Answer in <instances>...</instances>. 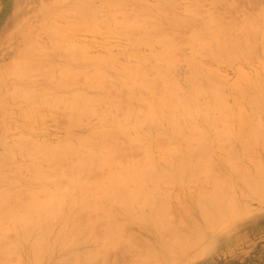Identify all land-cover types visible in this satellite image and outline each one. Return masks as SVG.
Masks as SVG:
<instances>
[{"label": "bare ground", "instance_id": "1", "mask_svg": "<svg viewBox=\"0 0 264 264\" xmlns=\"http://www.w3.org/2000/svg\"><path fill=\"white\" fill-rule=\"evenodd\" d=\"M70 1L71 3H69V5L70 6L72 5L71 7L72 9L70 8L69 9L71 11L68 9V7H70L67 6L68 3L66 4V6L64 5V3L68 2L67 0H51L52 4L54 5L57 6L59 5V7L60 5L65 6V9H61L62 7L60 8L57 7L56 9L59 8V11L61 12L62 10L63 13H65L64 11H66L67 14L70 11V13H72L74 18L77 20L76 21L75 19L72 18L73 20L72 22L74 23V25H76L77 23H80V25L73 26V23L70 22L71 25L69 24L63 27L62 31L60 28L57 29V26L58 27L60 26L59 22H57L56 24L57 26L55 24H54L55 26H51V24L49 23L51 27L53 28L56 27L53 30L51 29L49 24L47 25L49 30L51 29L48 36L52 38V42L50 44L53 45L54 48L55 47L57 48L58 45L65 42L62 44L63 47L60 48L58 46L57 48L61 52L59 53L63 56L59 55L57 56V58L54 57V59L51 56V58L53 59V61H55V59H60L61 61L63 59L64 60L66 59V62H64L63 60L64 63L63 62L61 63V61L59 62L58 60L56 62H59L60 64L56 63L58 66H54V67L52 65H47V64H51L50 62L52 61V59L50 62H49L50 59L48 60L45 59L44 62H41L43 61V56H45L44 52H46V54L49 55L48 54L50 53L49 50L52 51L51 50L52 47H50L48 51L46 49L41 50L40 52L44 51L43 56L41 54L42 56L41 58V56L39 55L40 52L38 54L40 57L37 54H34L37 51V47H36V51L34 47L37 45L38 42L36 43L34 40L36 45L32 47L31 44H34L33 40H31L32 42L30 41L31 44L28 41L29 45L28 43H26L27 46L29 48L30 46L31 48H33L32 52L35 51L32 55L33 58L34 57L36 59L38 58V60H35V58L32 60L31 58L32 56H28L31 60L27 58L29 59L28 61L19 60L16 61L15 63H12V65L10 66L8 65L6 66V68L9 67L8 71H10V75L12 74L16 80V82L14 83L13 81L10 82V84L8 82V86L11 87V89L12 87H14L12 89L13 92L9 94H12V99L14 98L16 100H19L18 103H20L21 101L26 103V104L24 103L25 104L24 110L22 109L23 103L21 104L22 107L20 104L19 105L17 104V106L21 107L23 112L20 111L21 109H19V107L17 108L16 106V109H19V112H21L20 114L17 111V113L19 114L16 113L17 114V116L15 115L16 118L20 116L19 119H21L23 113L24 116H22V118L23 117L29 118L31 116L29 114H33L34 117H38V115H41L39 116L40 117L39 119L42 121L44 116L47 117V115H49L48 113L52 112L51 110H54L55 112L53 111L52 115L50 116H54L57 109L58 110L64 109L63 110V112L65 111L64 115L66 114L65 120L70 123L67 124L69 128L72 127L71 125L75 126L78 123L80 124V122L82 123V121L80 120L82 118H84L85 120L87 117L89 119L91 118L97 119L96 121H98V125L96 124L97 126H93V128L94 127L95 128L92 129L90 133L86 134L88 136L86 135L80 136L81 133L80 135H77L81 138L84 137L82 139L81 138L79 139V137L78 139L75 138L76 136L75 134H77V132L73 133L75 132L74 130L75 128L72 127V129L74 130L72 132L74 136H72L71 134L72 136V137L70 136L71 138L68 137V139H65L66 138L65 137L63 139L64 141H61V143L57 142V144L54 143L55 145H51V142L50 144L48 142L49 145L44 144L43 142L45 141L44 139H42L43 142L42 144H37L38 142H36V140L39 139L37 137H36L37 139L34 141L35 138L29 139L31 136L27 137L26 139V137L25 138L23 137L26 135L23 136L21 134L18 135L20 138L18 136L16 138H18L19 141L20 139L22 140L21 136L27 140L26 141L23 139L22 143L24 144L20 143L21 141L20 142L17 141V142L22 144L23 149L25 146L27 147L25 148L27 150L25 149L22 150L25 151L24 152L25 156L27 154L29 155V157L31 156V161L27 158L28 155L26 157H23L24 155L21 152L20 154L23 156H21L20 154L17 156L19 152L14 154L17 157H19L23 162L24 160L30 161L27 162L28 164L26 166H24L23 162L21 163L20 161L23 168L25 169V170L24 169L21 170L22 168L20 167L21 168L20 172L25 171L27 173H30V175L32 174L30 176L26 173L28 176H30L28 177L25 175L24 172L25 178L28 177L29 179H31L32 177L33 179L30 180L32 183L34 180L35 185L32 184L31 188L29 186L28 188H26L27 184H29V179L28 181L24 179V181L22 182L21 179L24 178L22 176L23 174H20L18 172L19 169L17 171V168L15 171L18 172L19 177L22 176V178H19L18 176L17 178L20 179L22 185L23 183L28 182L26 184V187H24L25 186L24 185L23 188L22 185L19 184L20 186L18 188L17 184L19 182H15L17 183L15 184L16 185L15 187L14 183L9 179L10 177L7 176L10 175V173L7 174L6 172V170L8 169L10 170L11 174L14 173L13 175H11L12 179L14 178L12 176L15 175L16 177L17 175L15 171L13 172L11 171L12 169L14 170L15 167H11V165L14 166V163L12 164L13 161L10 160L14 159L15 156L12 152L13 151L15 152V150L19 151L21 146L16 142V138L15 139L12 138L15 140V144L13 141H12L13 143L10 141L9 143L13 144L15 150L11 151V149H13V147L11 146L12 144L7 145L8 144L7 138L9 137L8 135H7L8 137L4 138L6 144H4L3 146V142L1 144L3 138L1 137H4L5 133H3L4 135L2 136V133L0 132L1 133L0 146L1 145L3 147H5V145L6 147L9 146V150H10L9 151L8 149L5 148L2 150L1 149L3 148L2 146L0 148L3 151V152L1 151V153H4L2 157L0 155L1 158L0 160V264H21L20 260L24 255L28 256L30 263L32 262L31 264H38L43 259L48 263L49 260L45 259L44 257L48 256L47 253L51 251L53 247L60 246V248L63 249L64 247H67L68 249L70 248L72 250L73 247L79 248L83 244L82 241L88 240L91 241V243H93L91 244L87 241L90 247L91 245H93L94 250H91L90 248V252H89V250L86 249L88 251L86 250L85 251L89 253L87 254L84 251V253L87 255L86 257L83 256L84 258L82 256H78L77 254H75L77 256H75L74 259H71V257H69L71 255L70 254L68 255L67 253L69 250H64L69 260L65 255L63 257L67 258L65 260L68 263L71 260L70 264H84L82 262H84L85 259H90L94 257L97 254V252H100L99 249H104V250L106 249L107 251L108 248L111 249L112 247L121 245L124 243L125 239H128V237L130 238V236L125 238L126 234L123 235L126 232L125 229H128L126 228L128 224L129 225L138 224L141 226L143 225L142 228L145 227L146 225L149 227L146 229H151L154 235L157 236V238L155 239H158L156 243L158 242L159 244L157 245V247L159 246L157 249L158 250L160 249L159 253L157 252L158 250L157 251H155L156 249L153 250L156 247V245L155 246L152 245L153 246L152 247L144 242L145 245L147 244L145 250L143 251L144 245L142 251H140V249L138 250L140 252H143L142 253L143 255L141 256L137 255L138 258L140 257L142 262L140 261V259L138 260V258L136 260L140 261L141 264H159L158 262L160 261V259L165 260L166 258L165 256L166 255L168 256L171 252L172 255L177 256L176 255L177 253L176 251H174L175 249L173 248H178V250L182 251L184 250L183 248L185 247L188 250L189 248H191L190 245L198 241L196 237L194 238V236L200 233H201L200 235H202L203 231L199 233L201 229L198 231L195 230L196 234L193 233V236L189 234L190 233L189 231L187 235V229L184 230L186 231V234L184 233V231H182V229L188 227L186 226L187 225L186 218H188V221L190 220L189 216H187V214H189L188 213L189 210H191V213L193 210H194L193 212L195 213L196 212L200 213L201 217L198 215L199 213L196 214V216L198 217L195 216V213L193 215L196 217V219L197 218L199 219V217L200 220L203 219L202 221L204 222V224L201 227L205 229L209 228V226L210 227L213 226L211 229H214L215 228L214 226L217 227L218 224L219 225L222 224V228H224V226L228 224L226 220H229V217H235L239 215V212L241 211V209L243 210V207L245 206L242 207V205H240L241 208L239 207L240 209L239 211L238 205H236L237 202L234 203L235 199L233 201L232 197L230 196L232 189L235 188V182H234L235 178L236 180L239 179L240 184L244 188V189L242 188L241 191L245 193H249L250 197H251L250 193L253 194L256 193L260 195L259 198H261V195L264 194V165H257L256 167L254 166L253 170L255 169L254 172L256 171V173H253L252 176L250 173H247L249 174V176H251L248 177L245 174L242 175L240 173L241 171H243V169L240 166L241 163L239 161L241 157L245 156L244 157L245 159L246 156L250 155L252 152H254L255 155L256 151H254V148L257 149L258 147V146L256 147L257 143L264 140V89H262L264 88V85L262 86L261 84L262 88H259L260 86H258L257 84L260 83H256V80L258 82L261 80V78L257 79L256 77H254L255 82L253 81L252 83L251 81L252 76L251 77L249 76L250 78H248V75H246L245 73V76L247 77H244V72L243 69L241 68L242 70L240 71L243 74H241V72L240 73L238 72L239 73L238 77H240L241 74V76L243 75L242 79L244 80L242 81L241 78H239L240 80L238 82L241 81L243 85L241 83L240 85L239 83H237V81H233V82L231 81L232 85L229 83L234 89V91L236 90L235 92L236 96L233 95L235 97L234 100L233 98H231L233 102V108L234 105L236 104L238 106L239 101L245 102L246 106L251 107L250 109L251 111L250 110L249 111L251 113L250 117H252V119L248 116L251 120L248 118V120L245 121L247 117L245 116V114L248 113L245 112L247 111L246 109L244 111L243 103H242L243 108L242 106L239 105L240 108L238 107L237 109L239 110L238 112H240V109L242 108L243 111L241 109V112L245 113L244 115H242V113L241 114L236 113L237 115L236 114L234 115L235 110L233 109L234 112L232 111V106H231L232 103L230 104L228 98L229 96L226 94L227 90H229V92L233 90L231 89L230 91L231 86H227L226 84V86L229 89H227L225 92L224 90L225 87L223 89L222 86H225L223 85V83L225 84L226 81L224 82L221 81L223 82L222 84L219 83L220 80H222V78L221 79L217 78L219 76V74L217 73L218 71L217 70L213 71L212 68L211 71H207V69L210 70V66L208 65L213 64V62H214L213 65H215V62L219 64L218 61H220L221 63L225 62L226 60L227 62L228 60L229 62L231 61L236 62L235 60L241 59L243 60L242 64L245 63L247 64L248 60H250L251 58H252L251 59L252 62L254 58L257 59L258 54L255 53L254 51V48L257 45L256 43L254 44V42H256L257 40L260 41V44L262 45L261 48L262 47L264 48V29H261L263 33H260V37H258L259 35L258 36L254 35L256 34L254 32L255 29L257 31L258 28H261L262 26L261 23L262 21L264 22V18L261 19L260 16L257 17V19L261 20V21L259 20L261 23L257 21L260 25L259 26L256 22L250 23L255 18L254 19L251 18L250 22L248 21V19H250L248 18V16L251 15L250 17H254L251 12H249L251 14L248 15V12L246 11L247 16L244 13L245 14L244 16L246 17L245 19L242 20V23L244 22L245 25L246 21L248 22L245 25V26L248 25L246 27L247 31L251 30L254 36L251 35L250 31H249L250 35L247 34L248 32L246 31L245 26L241 23L244 26L242 32L241 31L242 28L239 27L240 26V21H239L238 23L239 26H237L239 28L237 29V31L240 30L242 32V35H240L241 37L238 35L240 33L239 31L237 35L239 36V38H242V36L245 38V36L248 37V35L252 36L253 38L252 37L250 38L253 43L251 42L249 44L251 40L247 42L248 40L247 37L245 38L246 39L245 43L243 42L245 40L242 39H241L242 41L239 40V38L235 34L237 33L236 31L237 27H235V31L234 28H232L233 30H230L231 26L230 24L229 25L226 24L227 21L224 22V25L226 24L225 26L228 25L227 28L225 27V29H222L223 26L221 28L219 27V19L221 17L219 19L217 18L220 16V14L215 15L214 12L212 11H211L212 14H210V11L204 10L205 12H207V16L205 17L206 13L204 12V18L200 19L201 18L200 15L202 14L199 15V11H200L199 9L203 7V6L201 7L200 4L201 1H203V4L204 1L205 3H207L206 0H190V2L188 0V5L185 4L186 7L188 6L186 10L189 9V5L190 3H192V7H190L189 11H183L185 8L181 9L182 13L185 12L183 13V16L185 14H190V13H191L190 14L191 17L189 16L190 18L193 17L194 19V17L199 16L200 20L198 22L196 18L195 21L193 19H190L188 16L186 17L184 16L183 19L181 18L182 16L178 17V15H180L179 12L180 9L177 10L179 14L175 15V17L177 16L178 18L174 17V19H170V20L164 19L163 17L164 8L166 6H169V8L172 9L171 5L174 4L173 7L179 5L177 3V0L175 1L177 5L173 2L174 0H157V3L155 4L152 3L154 5V8L151 7L152 9H146L143 7L142 8L139 7V13L136 14L135 12V14L133 15L124 12V10H126L124 9L126 0H113V1L111 0L112 1L111 4H109L108 2H104L107 0H102L103 3L100 0H96V2L98 3H94V5L95 4L98 5L99 1L101 2V4H109V5L99 4L98 6L100 7L98 8L92 7V3L95 0H77V1L74 0L75 2H73V0ZM215 1L217 0H214V3L212 4L215 5L216 3ZM180 3H183V1L181 0ZM209 3L211 2L209 1L207 5H209ZM250 4L252 6L255 3L254 4L250 3ZM199 5L200 7H198ZM207 5L205 7H207ZM182 6L184 5H181L180 7ZM213 6L211 7L212 9L214 7H218L219 9V6H214V7ZM258 6L256 4V8L260 9ZM66 7L68 10L66 9ZM252 7L254 8L255 6ZM56 9L53 8L52 9L53 11H51L49 10V5H48L47 10H45L46 16L47 15L49 16L50 14L56 16L57 13L59 14V11H57ZM171 9H169L170 13L175 10L174 8L173 10ZM55 10L57 11V13ZM104 10L108 12L107 19L111 23V24L107 23V25L105 26L110 27L111 25L115 29L117 28L118 29L117 32L127 36L128 40L129 38L130 40L131 39L135 40L137 44L149 45L152 46L153 49L155 46L160 47L159 49L157 48L154 50L155 52L157 50L158 51L161 50L159 53L157 52L156 54L154 52L151 53L152 55L150 54L152 57L149 56L150 58H154L155 60L154 64L149 65L151 63L150 61H152L153 59L149 61L150 63H148L149 57L147 58L146 57L147 55L144 56L147 58V60L145 58L142 57L140 58L134 55V57L136 58L135 65H127L121 67L120 70L116 68L115 70H113L114 67H116V65L113 64L114 61L113 55L112 58L109 56L107 57L101 56L102 59L101 58L94 60L89 59L88 53L91 54L92 51L87 50L89 52L86 53L85 51L86 49H84L83 47L88 49L92 45V44L90 45L89 42L90 40H94L92 36H89L92 37L90 39L88 37L89 41L87 42H89L90 45V46L87 45L88 47L86 46L85 42H82V44H80L85 46L80 47L76 43L77 40L75 41L70 40L67 37V32L69 30H72L71 29L72 26L75 28L81 27L87 29L91 33L98 31L101 34L102 31L100 32L96 28H98L97 24H100L98 23L97 20L99 18L101 20L100 16L105 12ZM102 11L104 12L102 13ZM253 11L255 10L253 9ZM99 12H101V15ZM107 12H105V14ZM177 12H172V13H177ZM239 12L241 11L239 10ZM257 12L259 11L257 10ZM262 12L264 14V10H263L259 12V15H263ZM107 15H105V18ZM186 18H189L190 21ZM104 19H102V21ZM257 19H255L254 21H256ZM51 20H53V18H51L50 20L48 19V21ZM191 20H193L195 23L197 22L198 24H195ZM102 21H99L101 22L100 26L104 24ZM45 23L43 25H45ZM230 23H232V21H230ZM251 25L254 26L253 27L254 29H251L252 28ZM105 26L102 27L104 28ZM48 28L46 29L47 31ZM81 28H79L78 31H76L77 29L75 30L77 33L74 30H72V32L70 31L69 35L73 33L79 35V31L81 30ZM103 28L100 29L105 32ZM107 29L108 28H106V30ZM111 29L112 28H110V30L108 31H111ZM185 30L186 33L188 30V33L186 35L182 33V31ZM232 31H234L233 33L235 35H232ZM244 31L247 32L246 33L247 35L244 34L245 36L243 35V33H245ZM98 32L96 33L100 35ZM109 33L107 32V34L112 35V38L113 36L114 38H116V36L118 35L115 34L116 35L115 36L112 34V32ZM76 34H73L75 35L74 36L75 39L77 37ZM182 35H185L186 37H183ZM233 36L235 38L237 37L238 42L235 40ZM81 37L83 36L81 35ZM51 38L48 40L49 42ZM108 40H109L108 42L111 43L110 39ZM53 41H55L54 43L55 45L53 44ZM57 41H58V45L56 46ZM81 41L78 40V44ZM96 41L93 42L96 43ZM100 41H101V37H100ZM126 42L128 43V41ZM182 42H184L183 43L184 45L180 44ZM185 44L186 46L188 45L187 49L191 48L193 50V53H195L197 56L199 55L200 57V54L204 53L207 56L201 55L202 58L205 59V57H209L210 59L208 58L207 59L210 60V62L213 60V62L211 63H209V61L207 60L209 64L204 62L207 65L203 64L202 62L203 60H201V63L199 65L202 66L201 69L206 68L205 70H200V68L199 69L197 68L198 64L197 66L195 65L196 63H199L201 57L200 59H198V62L197 59L195 61H192L194 59L189 58L192 61L190 63L191 64L194 63V65L191 64L189 65V63H186L188 57L185 61L183 60L186 64H188V67L189 66L191 67V68L189 67L190 70H188V72L186 71L188 74L191 73L190 74L191 81H189V79L188 81L184 80L183 78L184 82H186L185 84H187V82H189L188 85L191 84V89L187 92L181 91L171 77L173 68L175 66L177 67V65L174 66V64H178L179 67L178 60L182 57L180 56L178 58V56L180 55L179 53V55L178 54L176 55L177 56L176 59L175 53L178 52L179 49L185 48L186 47ZM260 44L258 43L259 46ZM39 46L41 47L42 45ZM121 46L124 47L125 45H121ZM178 46H180L181 48L179 47L178 49ZM31 48L29 50V55L32 54L30 53ZM125 48L126 46L124 47V49ZM258 48L261 50L260 47ZM256 49L257 48H255V50ZM130 50L132 51L131 48ZM126 51L127 50L125 49V53ZM129 51H128L129 54H133V51L132 52L130 51L131 53ZM190 51L191 50L189 49V52ZM191 53L192 51L190 52V56L192 55ZM253 53H255L256 55ZM23 54H21V56ZM52 55L55 56L54 54ZM196 55L195 57H197ZM253 55H255L256 57ZM250 56H253L254 58ZM262 56H259V58L261 59ZM23 57L24 55L22 56V58ZM99 57L100 56H98L97 58ZM263 57L261 61H264ZM17 58L19 59V57ZM39 59L42 60L40 61ZM251 60L249 61V63H251ZM181 63L182 62H180V64ZM56 64L54 62V65ZM85 64H89L90 66L88 67V65H86V67L84 68L87 67L88 68L83 70L81 67L85 66ZM112 64L114 65V67ZM256 66L260 68L261 65H259L258 63V65ZM188 67L186 68L189 69ZM89 68L91 69L89 71H86ZM261 69L264 70L263 65L261 66ZM5 70L7 71V69ZM5 70L1 73L2 75L0 74L1 75L0 78L2 79H3L2 77L3 73H5L4 76L6 75ZM116 70L117 72L119 70L118 74ZM177 70L175 69L173 73L176 72ZM258 71L260 72L259 69ZM210 72L217 73L215 74L217 77L214 74L213 77L216 78L218 81H216V79L212 77ZM263 72L264 71H261L260 73L263 74ZM249 73L252 74L250 71ZM34 74H38V75H35L34 77ZM254 74H256V71H254ZM10 75H8L9 78L8 80H10V77L12 76ZM32 75L34 77L32 80L29 81L26 80V82L28 81L27 84L28 83L30 84L31 81L32 82L31 85H28L29 87H26L27 89H24L25 88L24 85H26L25 79H29ZM40 75L43 76L42 78L45 80L40 78L41 79V80L39 79L40 83L35 82L38 80ZM198 75H201L199 76V79H197ZM173 76L176 75L174 74ZM35 78H37L34 81L35 83L40 85L42 82L46 81L45 82L46 85L43 86L44 84L42 83L41 84L42 86L40 85L41 87L40 86L37 87L38 86L37 84L36 87L35 85L33 87L32 84L34 83L33 80ZM78 79H80L82 82L84 81L85 83L84 87L78 88L75 85ZM246 79L247 80L250 79L249 80L250 84L248 85L246 84L247 86L244 85ZM21 81L25 83L23 84L24 87L23 89H22V85H20L21 87H19V83H21ZM263 81L261 80V83ZM234 82L236 83L234 84ZM11 83L14 84V86ZM77 84H79V82ZM237 84H239L241 87L237 88L236 87L238 86ZM242 86H244L245 89H243ZM237 89L239 92L237 91ZM240 89L242 90V92ZM8 91L6 90V92ZM123 91L127 94V99L124 104L120 102V99L118 97L119 95H121ZM232 94L233 93H231L230 95L232 96ZM6 96H8V94ZM9 97H11V95ZM203 98L206 99L203 100ZM12 99H10V101ZM8 100L7 103L10 102ZM16 100L14 101L16 102ZM200 100H203L202 103H200L201 102ZM39 107H43V108L45 107L46 110L44 111L43 109H39ZM37 108L39 111L37 110ZM47 109L51 112L47 113L46 112ZM41 110L43 111L40 114ZM33 111H36V115L37 114L38 115L37 116L34 115L35 112ZM37 111L39 113H37ZM58 112L61 111L59 110ZM117 112L121 114L120 117L118 115H113V113L118 114ZM42 113H44L43 117H42ZM45 113H47V115H45ZM57 113L55 115H58ZM25 114H28L29 117L28 115L25 116ZM60 115L61 117H63L62 114H59V116ZM33 116H31V119L33 118ZM46 117H44V119ZM25 118L21 120H25ZM109 118H110V122H107ZM234 118H236V121L238 120L237 118H239L240 120L244 119V122L242 120L241 122L238 120L237 122H239L240 124L237 123L238 126L236 124L237 127L235 128L234 127L235 124L233 125L230 123ZM29 119L25 120L26 121L25 125L29 123L28 122ZM35 120L37 121L38 119L35 118ZM30 123L32 124V121ZM41 123H44V121ZM34 125L36 126V124ZM34 125H32V128L34 127ZM61 125L62 124H60V126ZM67 125L65 124L64 127L62 125L63 129ZM80 125L79 127H81ZM145 126L146 128L147 127L148 128L147 129L144 128ZM142 128L147 130L146 133ZM22 129H24V127ZM28 129L31 130V128ZM141 129L144 131V132L142 131L143 133L140 131ZM32 130L30 131V133L31 132L34 133V130L33 131ZM65 131L66 129L64 130V132ZM66 132H65L66 134L65 136H69V134ZM28 133L25 132L24 134L28 135ZM85 137H89V138H85ZM237 139H240L239 144L236 142ZM30 140L32 141L30 142ZM47 141H45V143H47ZM234 144L235 145L238 144V147H236ZM263 145L260 146L264 148ZM16 146H20V148L18 147L19 150L16 148ZM122 146L125 147L124 150ZM4 151L6 153L7 151H9L10 154L12 155L10 156L8 153L5 154ZM127 151L128 152L136 151L139 152L140 155L137 156L138 159H134L133 157H132L133 159H131L129 156H131L132 153L130 155ZM6 155L7 156L9 155V157L12 158L9 159L8 157H5ZM3 157L6 158V161L9 160L10 162L9 166L12 169H10L8 165L5 168L4 165L9 164V162L8 161L6 162L3 159ZM22 157L24 160L22 159ZM127 157H129L130 159H127ZM137 157L135 156V158ZM258 157H261V155ZM19 158L17 160H19ZM255 159L257 158L254 157V159H252V164L250 165H253ZM241 160H243V158ZM262 160L263 159H261V161ZM3 162H6V164L5 163L3 164ZM18 164L19 163H16V165ZM21 164L18 165V167L21 166ZM243 164L245 165V163ZM254 164H256V162ZM260 164H264V163L262 162ZM247 167L249 168L248 165ZM244 170L247 172V168H245ZM17 178L16 180L18 181ZM189 184H190V188H192L191 184L193 186L194 185L196 186V191L195 193L192 192L193 194L191 195V197L189 196L190 194L189 195L187 193H186L187 195L185 194L186 191L185 187L189 188ZM238 185L236 186L238 187ZM20 187H22V189ZM25 188L26 190H23ZM188 188H187V192L189 193L191 189L189 188L190 190H188ZM19 189L22 191H19ZM174 189L176 190L174 191ZM245 190H248V192ZM235 191L238 192L237 189H235ZM187 197L188 199L193 201V202L189 201L190 204L194 203L193 208L190 207L189 209H187L188 207L186 208V206H193V205H189L188 202L186 204L183 203V201L185 200L184 198ZM239 197L240 196L238 194L237 199L240 200ZM175 201H177L178 203V204L176 203L177 205L174 203ZM240 215L238 217L242 216ZM244 216L245 214L243 215V217ZM117 217H119V219L122 218L123 220L121 219L118 221ZM192 218L195 219L194 217H191V219ZM225 218L227 219L224 220ZM198 219L196 221H199ZM233 219L230 218V220ZM189 222H191V220ZM189 222L188 225H192ZM225 222L227 223L225 224ZM205 224L206 227H204ZM220 226H218V228ZM193 229H196V227L195 228L193 227L192 231ZM129 233L131 234V232ZM139 239L143 240L142 237ZM142 240L141 243H143ZM147 240L144 241L147 242ZM130 241L131 242H129V245L130 244L133 245L132 240ZM125 242L127 243V241ZM194 245L195 244L192 245V248H195ZM24 246H26L27 248ZM23 247L29 251V254H27L28 252L23 254L22 251H20V249L22 250ZM130 247L129 249H131ZM60 248L58 247L59 251ZM120 249L118 250L120 251ZM129 249L125 247V251ZM170 249L171 252L169 253ZM191 249H189L188 251H190ZM19 251L23 254L22 257H20L21 253H19ZM173 251L176 254H174ZM188 251L184 250L183 252H188ZM49 253H50L49 255H52L51 254L52 251ZM80 253L82 254V252ZM137 254L140 255L139 252H137ZM172 255L170 254L169 256ZM178 255L180 256L179 253ZM183 255L184 253L182 254V256ZM189 255L191 256V254ZM189 255L187 256V258L191 259L192 256L190 257ZM192 255L193 257L194 255L196 256V254L194 253H192ZM25 257L26 256H24L23 259ZM63 257L58 259L59 264L62 263V261L60 262V259H62ZM104 257L106 258V256ZM132 258H134V256ZM173 258L174 257H170V261ZM184 259L185 258H183V260ZM65 260H63V263ZM24 261L25 263L27 262L29 264L28 259L27 261L26 260ZM66 261L65 263H67ZM166 261H162V262H166ZM172 261L175 262L174 260ZM178 261L179 260H177V262ZM54 262L53 264H58L56 263V261ZM101 262L102 264H104L105 262L108 263L107 260L106 261L104 260V262L100 261V263ZM94 263L96 264V262H93V264Z\"/></svg>", "mask_w": 264, "mask_h": 264}, {"label": "rangeland", "instance_id": "2", "mask_svg": "<svg viewBox=\"0 0 264 264\" xmlns=\"http://www.w3.org/2000/svg\"><path fill=\"white\" fill-rule=\"evenodd\" d=\"M68 2H66V3H64V5L66 6V4L68 3V5L67 6H70L69 5V3H71V1L70 0H67ZM77 1V0H76ZM101 2H102V0H100ZM99 1V4L100 5H109V4H111L112 3V1L110 0H107V1H104V2H108L109 4H101V2ZM176 0H174L173 2L177 5V3L181 6V5H184V6H182V7H180L179 5H177V6H175V7H173V5H171V7H172V9L171 8H169V6H166L165 8H164V13H163V17H164V19H166V20H170V19H174V17H175V15H178L179 13L177 12V10H179V12H180V15H178V17H180V16H182L181 18L183 19V17L185 16H190L191 17V13L190 14H185L184 16H183V13H185V12H181V9H184L183 11H189V9H190V7H192V3H190V5H189V9L188 10H186V8H188V6L186 7V5H188V0L185 2L184 0H182L183 1V3H180L181 2V0H177V3L175 2ZM180 1V2H179ZM207 1V3H205V1H204V4H203V1H201V7L202 8H200L199 10L201 11V13H200V11H199V15L200 14H202V15H200V17L199 16H197V17H194V19H193V17L192 18H190V19H193V20H195V18L197 19V22L200 20V19H202V18H204V10H208V11H210V14H212V12H214V14L216 15H219L220 14V16L217 18V19H219L220 17L222 18H220L219 19V27L221 28L222 26H223V28L222 29H225V27L227 28V26L230 24V30H233L232 28H234V31H235V27H237V26H239L238 25V23H239V21H240V26L239 27H241L242 28V32H243V27L248 23L246 20H244V21H246V24L244 25V22L242 23V20L243 19H245V17L247 16V13H246V11L248 12V15L249 14H251L252 13V15L254 16V17H250V16H248V18H250V19H248V21L250 22V20H251V18L252 19H257V17L258 16H260L261 17V19L262 18H264V14H263V12H262V14L263 15H259V12H261V11H263L264 10V0H251V2H250V0H217V1H215L216 3H215V5L214 4H212V3H214V0L212 1V0H206ZM211 2V3H209V5H207L208 4V2ZM255 3H253V2ZM73 2H75L74 0H73ZM73 2H72V4H73ZM129 2H131V3H129ZM189 2H190V0H189ZM252 3V4H254V5H252V6H255L254 8L251 6V4L250 3ZM94 3H98V2H96V0L92 3V7L93 8H98V7H100V6H98V5H94ZM103 3V2H102ZM155 4V3H157V0H126V4H125V8L124 9H126V10H124V12H126L127 14L129 13V14H135V12H136V14H138L139 13V7L140 8H146V9H152V8H154V5L153 4ZM52 2H51V0H0V74L5 70V69H7V71H8V68L9 67H7L6 68V66L8 65V66H10V65H12V63H15L16 61H19V60H26V61H28L30 58L28 57V56H32L33 55V53L36 51V47H37V51L34 53V54H39V52L41 51V50H49V48L50 47H52L51 48V50L52 51H50L49 50V52L50 53H48L49 55H47L46 54V52H44V51H42V52H40V56H41V54H42V56H43V54L45 55V56H43V61H41L42 59H39L41 62H44V60L46 59V60H48V59H50L49 60V62L51 61V59L53 58L54 59V57L55 58H57V56H59V55H61L60 53V50L59 49H57L58 48V46L61 48V47H63L62 46V44L63 43H65V42H63L62 44H60V45H58V41L56 42L57 44H56V46H57V48L55 47L54 48V46L53 45H51L50 43L52 42V38L51 37H49L48 36V34H49V32H50V30L52 29H55V28H53V27H51V26H55L56 24H57V22H59L60 23V26L58 27L57 25V29H61V31H62V28L63 27H65V26H67V25H69L70 24V22H72L73 20H72V18L73 19H75L74 18V16L72 15V13H70V9H72L71 7H72V5L70 6V7H68V9L70 10L69 12H68V14L66 13V11H64L65 13H63V11L61 10V9H65V6H62V5H60V7H62L60 10H61V12L59 11V5L57 6V5H54V4H52ZM75 4V3H74ZM135 4V5H134ZM136 4H138V5H136ZM150 4V5H149ZM186 4V5H185ZM203 4V5H202ZM210 4H212V5H210ZM256 4H257V6L260 8V9H258V8H256ZM48 5H49V10H51V11H53L52 9L53 8H57V7H59L58 9H56L57 11H59V14L57 13V11H56V16L54 15L53 16V14H50L49 16L47 15L46 16V11L45 10H47V8H48ZM53 5H54V7H53ZM94 5V6H93ZM135 7H134V6ZM151 5H153V6H151ZM200 5L198 6V7H200ZM207 5V7H205ZM219 6V9H218V7H214V6ZM235 5V6H234ZM56 6V7H55ZM129 6V7H128ZM137 6V7H136ZM156 6V5H155ZM214 7L213 9L211 8V7ZM152 7V8H151ZM176 7H179V8H176ZM251 7V8H250ZM46 8V9H45ZM173 8L175 9L174 11H172V12H177V13H170V10L169 9H171V10H173ZM204 8V9H203ZM207 8H209V9H207ZM217 8V9H216ZM237 8H238V10H237ZM256 8V9H255ZM66 9H67V7H66ZM67 9V10H68ZM137 9V10H136ZM202 9H203V12H202ZM253 9L255 10V11H253ZM263 9V10H262ZM214 10V11H213ZM220 10V11H219ZM236 10V11H235ZM239 10L241 11V12H243V13H241V12H239ZM249 10V11H248ZM257 10L259 11V12H257ZM105 11V10H104ZM104 11H102V13L104 12ZM130 11V12H129ZM133 11H134V13H133ZM212 11V12H211ZM220 13H219V12ZM238 11V12H237ZM105 12H107V11H105ZM105 12L101 15V12H99L100 13V17H101V20H100V18L97 20L98 21V23H100L101 24V22H99V21H102V19H104L105 18V15H107L108 14V12L105 14ZM249 12H251V13H249ZM44 13V14H43ZM54 13V12H53ZM188 13V12H187ZM206 13V15H205V17L207 16V12H205ZM246 14V16H244L245 14ZM182 14V15H181ZM209 14V13H208ZM242 14H243V16H242ZM214 15V16H215ZM224 15V16H223ZM51 16H53V17H51ZM104 16V17H103ZM223 16V17H222ZM241 16H242V19H241ZM50 17V18H49ZM173 17V18H172ZM177 16L175 17V18H178ZM259 17V18H260ZM51 18H53V20H51V21H48V19L50 20ZM71 18V19H70ZM108 15L106 16V20H105V23H104V20L102 21L103 23V25L102 26H105V25H107V23H109V24H111L109 21H108ZM189 18H186V19H188L189 20ZM200 18V19H199ZM241 19V20H240ZM247 19V18H246ZM254 19V20H255ZM45 20V21H44ZM47 20V21H46ZM71 20V21H70ZM76 20V19H75ZM193 20H191L192 22H194ZM223 20V21H222ZM254 20H252L250 23H253V22H256L258 25H259V23L258 22H260L261 20L260 19H257L256 21H254ZM260 20V21H259ZM77 21V20H76ZM190 21V20H189ZM196 21V20H195ZM222 21V22H221ZM227 21V23L226 24H228L227 26H225L224 25V22H226ZM230 21H232V23H230ZM258 21V22H257ZM45 23V25H43L44 23ZM195 23V24H198V23ZM51 24V26H50V24ZM58 23V24H59ZM73 23V22H72ZM222 23H223V25H222ZM244 25H242V24ZM249 23V24H250ZM256 23H254V24H256ZM261 23V22H260ZM20 24V25H19ZM49 24V26L51 27V29L49 30V28H48V25ZM55 24V25H54ZM76 24V23H75ZM100 24H97V27L98 28H96V29H98L100 32L102 31V33L100 34L98 31H96V32H98L100 35H98L96 32H93V33H91L89 30H87V29H84V28H81V27H73V26H77V25H80V23H77L76 25H74V23H73V26H72V30H74V28H75V30L76 31H78L79 30V28H81V30L79 31V35L81 34L83 37H81V35L79 36V35H77L76 33H73V34H76V39H75V35H73V34H71V35H69V32L71 31L72 32V30H69L68 32H67V37L70 39V40H77L76 41V43H77V45L78 46H85V45H80V44H82V42H85L86 43V46L88 45V46H90L91 44V46H93V47H89L88 49L87 48H85V47H83L84 49H86L85 51H86V53L87 52H89V51H92L91 52V54H89L88 53V57H89V59H92V60H94V59H100L101 58V56H104V57H107V56H109V57H113L114 59V61H113V64H115L116 65V67H114V65H113V67H114V69L113 70H115V68L116 69H119L120 70V68L121 67H123V66H127V65H135L136 64V58L134 57V55L135 56H137V57H142V58H145L146 60H147V58L150 56V57H152L151 55V53H154L155 51V49H159L160 47L159 46H155L154 47V49H153V47L152 46H149V45H145V44H137L136 43V41L135 40H133V39H131L130 40V38H129V40H128V37L127 36H125V35H123V34H121V33H119V32H117V28L115 29L113 26H111L110 25V27H108V26H105L104 28L102 27V26H100ZM221 24V25H220ZM233 25V27H232V25ZM262 26H261V28H258V30L256 31V29H255V32H254V30H253V32L254 33H256V34H254V35H259L258 37H260V33H263V31H261V29H264V27H263V25H264V22L262 21ZM71 25V24H70ZM253 25V24H252ZM251 25V26H252ZM257 25V26H258ZM42 26H43V28H42ZM46 26H47V28H48V31L46 30L47 28H46ZM248 26V25H247ZM247 26H245V28L247 27ZM260 26V25H259ZM258 26V27H259ZM239 27H237L236 28V31H237V29L239 28ZM250 27V26H249ZM254 26H252V28L251 29H254L253 28ZM255 27H256V25H255ZM37 28V29H36ZM38 28H40V29H38ZM42 28V29H41ZM45 28V29H44ZM103 28L104 30H105V32L103 31V30H101V29ZM106 28H108L107 30H106ZM110 28H112L111 29V31H108V30H110ZM240 28V29H241ZM113 29H115V30H113ZM229 29V28H228ZM259 29H260V31H259ZM38 30H40V31H38ZM82 30H83V32H82ZM248 30H249V28H248ZM44 31H46V32H44ZM73 31V32H74ZM234 31H232V35H235L236 34V36L239 38V36L240 35H242V32L240 31V30H238L240 33L238 34V31H237V33H233ZM246 31H247V28H246ZM250 31V33H251V35L252 36H254L253 35V33H252V31L251 30H249ZM249 31H247V32H245V33H243V35L245 34V35H247V34H249ZM258 31H259V33H258ZM43 32V33H42ZM88 32H90V33H88ZM107 32L109 33V32H112V34L113 35H115L116 36V38H114V36H113V38H112V35H109V34H107ZM39 33V34H38ZM86 33H88V34H86ZM182 33H184L185 35L188 33V30H187V33H186V30L185 31H182ZM247 33V34H246ZM84 34V35H83ZM86 34V35H85ZM239 36H238V35ZM185 35H182L183 37H186ZM244 35V36H245ZM250 35V34H249ZM248 35V37L247 36H245V38L247 37L248 38V40H247V42L248 41H250L251 40V38L250 37H252V36H249ZM262 35V34H261ZM28 36H29V38H31V39H29L28 38ZM47 36V37H46ZM79 36V37H78ZM89 36H92L93 38H94V40H90L89 41V39L90 38H92V37H89ZM97 36V37H96ZM108 36H110V37H108ZM121 36V37H120ZM88 37H89V39H88ZM99 37V38H98ZM100 37H101V41H100ZM124 37V38H123ZM234 37V36H233ZM237 37L235 38V40L238 42V39H237ZM241 37V36H240ZM51 38V40H50V42L48 41L49 39ZM71 38H74V39H71ZM79 38V39H78ZM96 38V39H95ZM243 36H242V38H239V40L240 41H242V40H245V41H243L244 43L246 42V39H245ZM253 38V37H252ZM28 39V40H27ZM67 39V38H66ZM82 41H81V40ZM83 39H84V41H83ZM86 39V40H85ZM99 39V40H98ZM106 39V40H105ZM108 39H110V42L111 43H109L108 41ZM242 39V40H241ZM25 40V41H24ZM31 40H33V42H34V40H35V42L37 43V45H36V43L34 42V44H31L30 43V41ZM78 40L79 41H81V42H79V44H78ZM97 40V41H96ZM24 41V42H23ZM28 41H29V43L32 45V47H34L35 45V47H34V49H35V51H33L32 52V50H33V48H31V46H30V48H31V51H30V53H32L31 55H29V50H30V48L27 46V44L26 43H28ZM87 41H89L90 42V45H89V42H87ZM93 41H96V43H94ZM100 41V42H99ZM125 41V42H124ZM126 41H128V43L126 42ZM134 43H133V42ZM32 42V41H31ZM91 42H93V43H91ZM252 42V40L249 42V44ZM260 44V41H256V42H254V44L256 43V47L255 48H257L258 50H260L258 47H260L261 48V44H260V46L258 45V43ZM29 43H28V45H29ZM55 43V41H53V44ZM126 43V44H125ZM184 42H182V43H180V44H183ZM253 43V42H252ZM24 44V45H23ZM111 44V45H110ZM179 44V45H180ZM243 44V43H242ZM247 44V43H246ZM254 44H252V45H254ZM26 45V46H25ZM39 45H42L41 47H44V48H41ZM55 45V44H54ZM105 45H106V47H105ZM121 45H125L126 46V53H125V49H124V47L123 46H121ZM184 45V44H183ZM40 48H39V47ZM87 46V47H88ZM185 46H186V44H185ZM188 46V45H187ZM185 47V48H182V49H179V47L180 46H178V52H176L175 53V56L178 54L179 55V53H180V55L178 56V58L180 57V56H182L178 61V63H179V67H178V64H174V66L175 65H177V67L175 66L174 68H173V70H172V75H171V77H172V80L176 83V85L178 86V88L181 90V91H184V92H187V91H189L190 89H191V84H189L188 85V83L189 82H187V84H185L186 82H184V80H187L188 81V79H189V81H191L190 79H191V73L190 74H188L187 72H188V70H190V68L188 67V64H186V63H189V65L191 64L190 62H192V61H195L196 59H197V62H198V59H200V57H201V55L203 56V55H205V56H207L206 54H204V53H202V54H200V57H199V55L197 56L195 53H193V50L191 49V48H189L191 51H192V55L190 56V52H189V49H187L188 47ZM27 47V48H26ZM132 49V51H133V54H129L128 53V51L130 50V48ZM29 48V49H28ZM39 48V49H38ZM92 50H91V49ZM121 48V49H120ZM181 48V47H180ZM255 48H254V51H255V53H257L258 55V57H257V59L256 58H254L253 56H255L256 54L255 53H253V54H255V55H253V56H250V57H253L254 59H253V62H252V58L250 59L249 57V59L251 60V63H249V61L250 60H248V62H247V64L245 63V61H244V63L245 64H242L243 63V60H241V59H237V60H235L236 62H234V61H231V62H229V60H228V62H227V60L225 61V62H220V61H218L219 62V64L217 63V62H215V65H213L214 64V62H213V60L211 61V62H213V64H209V63H211L210 62V60H208V59H210L209 57H205V59L204 58H202L201 57V59H200V61H199V63H196L195 65L197 66V64H198V69L200 68V70H205L206 68H204V69H201V65H199L200 63H201V60H203L202 62H203V64H205V63H207V64H209L208 66H210V70H208L207 69V71H211L212 69H213V71L214 70H217L216 72L219 74V76L217 77L215 74H217V73H213V72H210L211 73V75H212V77L215 75L218 79L220 78H222V80H220V82L219 83H223L224 81H226L225 82V84L223 83V85H225V86H222L223 87V89H224V87H225V92H226V90L227 89H229L227 86H231L232 85V83H231V81L233 82V81H237V83H241V81L240 82H238L240 79L239 78H241V80L243 81L244 79H242V77H243V75L241 76V74H243L240 70H242L243 69V72H244V77H247V76H245V73H246V75H248V78H250L251 76V81H252V83H253V81L255 82V80H254V77H256L257 79L259 78H261V80L263 81V79H264V72H263V74L262 73H260L261 71H264L263 69H261V66L263 65L264 66V61H261L262 60V57L264 56L263 54H264V48L262 47L261 48V50H262V52H263V54H262V52H261V50L260 51H258L257 49L255 50ZM54 49V50H53ZM56 49V50H55ZM129 49V50H128ZM153 49V50H152ZM87 50H89V51H87ZM122 50H123V52H122ZM183 50V51H182ZM184 50H185V52H184ZM27 51H28V53H27ZM131 51V50H130ZM129 51V52H130ZM131 51V52H132ZM152 51V52H151ZM161 51V50H160ZM160 51H156L155 53L157 54V52L159 53ZM180 51H182V52H180ZM256 51H258V52H256ZM24 52H26V53H23ZM44 52V53H43ZM52 52V53H51ZM60 52V53H59ZM130 52V53H131ZM260 52H261V54H260ZM20 53V54H19ZM109 53V54H108ZM147 53V54H146ZM21 54H23L24 55V57L22 58V56H21ZM52 54H54L55 56H53ZM105 54H106V56H105ZM145 54V55H144ZM151 54V55H150ZM155 54V55H156ZM184 54V55H183ZM193 54H195L197 57H195V55H193ZM19 55V56H18ZM37 55H35V56H37ZM38 55V56H39ZM113 55V56H112ZM131 56V57H128V56ZM133 55V56H132ZM147 55V56H146ZM154 55V54H153ZM263 55V56H262ZM13 56H16V57H13ZM39 56V57H40ZM42 56H41V58H42ZM51 56H52V58H51ZM61 56H63V55H61ZM98 56H100L99 58H97ZM144 56H146V57H144ZM193 56V57H192ZM259 56H262L261 57V59L259 58ZM17 57H19V59L17 58ZM48 57V58H47ZM94 57V58H93ZM148 58L149 60H148V63H150L149 65H152V64H154V62H155V60H154V58ZM185 57V58H184ZM187 57H188V60H186L187 59ZM195 57V58H194ZM199 57V58H198ZM256 57V56H255ZM27 58H29V59H27ZM32 58V60L35 58H33V56L31 57ZM64 58V57H63ZM63 58H61V59H63ZM140 58H138V59H140ZM176 59H177V56L175 57ZM189 58H192V59H194V60H192L191 61V59H189ZM208 58V59H207ZM247 58V59H248ZM259 58V59H258ZM53 59H52V61H53ZM102 59V58H101ZM134 59H135V61H134ZM153 59V60H152ZM13 60V61H12ZM31 60V59H30ZM35 60H38V58L36 59L35 58ZM59 60V62L61 61L60 59H55V61H53V63H52V61L50 62L51 64H47V65H52L53 67L54 66H58L57 64L59 63V62H56V61H58ZM64 60V59H63ZM63 60L61 61V63L63 62ZM150 60H152V61H150ZM181 60V61H180ZM186 60V63L184 62V61ZM205 60V61H204ZM209 61V63H208V61ZM244 60H246V59H244ZM257 60V61H256ZM259 60H260V62H259ZM263 60H264V57H263ZM39 61V62H40ZM150 61V62H149ZM189 61V62H188ZM216 61V60H215ZM223 61V60H222ZM242 61V62H241ZM38 62V61H37ZM54 62H55V64L56 65H54ZM64 62H66V59L64 60ZM63 62V63H64ZM176 62H177V60H176ZM176 62H174V63H176ZM180 62H182L181 64H180ZM205 62V63H204ZM239 62V63H238ZM241 62V63H240ZM45 63H46V61H45ZM187 65H185V64ZM249 63V64H248ZM258 63H259V65H261L260 66V68L258 67V66H256V65H258ZM60 64V63H59ZM202 64V65H203ZM207 64H205V65H207ZM81 65H82V63H81ZM81 65H80V67H81ZM84 65V64H83ZM86 65H88V67L90 66L89 64H85V66H83V67H81L83 70H85V69H87V68H84V67H86ZM182 65V66H181ZM191 65H194V63H192ZM204 65V66H205ZM203 66V67H204ZM207 66V67H208ZM256 66V67H255ZM186 67H188L189 69H187ZM250 67H252V68H254V69H252V68H250ZM257 67H258V69L260 70V72L258 71V69H257ZM209 68V67H208ZM212 68V69H211ZM242 68V69H241ZM249 68H250V70H249ZM263 68V67H262ZM91 68H89L88 70H86V71H89ZM175 69L177 70L176 72H174L173 73V71H175ZM249 73V71L252 73V74H248L245 70ZM252 69V70H251ZM112 70V71H113ZM119 70H118V72H119ZM6 71V70H5ZM7 71H6V75L4 76V74L5 73H3V79L2 78H0V132L2 133V136L4 135L3 133H5V135H4V137H1V138H3V140L5 141V139L4 138H6V137H8L7 138V145H10V144H12L13 142H14V144H15V138L18 136V135H26V136H23L24 138L26 137V139H27V137H30L29 139H33V138H35L34 139V141L37 139V138H39L40 139V141H39V139H37L36 140V142H38L37 144H42L43 142H44V144H46V145H49L50 144V142H51V145H55V144H57V142L59 143H61V141H64L63 139L65 138V139H68V137H70L71 136V134H72V136H74V134L73 133H76L77 132V134H75L76 136L77 135H80V133H81V135L80 136H82V135H86V134H88V133H90V131L92 130V129H94L93 128V126H97L98 125V121H96L97 119H94V118H91V119H93V120H91V119H89L88 117L84 120V118H82L80 121H82V123L80 122V124H82V125H80L79 123L78 124H76L75 126H73V125H71L73 128H75L74 130H75V132H73L74 130L72 129V127L71 128H69V126L67 125V124H70L68 121H66L65 119H66V117H65V115H64V112H63V110L64 109H59L61 112H58L57 110H56V113L58 114V115H55L54 114V116H50V115H52V112L54 111V110H51V111H49L48 109H47V113L48 112H51V113H48L49 115H47V113H45V115H47V117L46 116H44V117H46L45 119H44V117H43V114L44 113H42V117H43V119H42V121L39 119L40 117L39 116H41V115H38V117H34L33 116V114H29V115H31V116H33V118L31 119V116L29 117V115L28 114H25V116L26 115H28V117L30 118H27V119H29V120H31L32 121V124L30 123L31 121H29L28 120V122L30 123V125H29V123L28 124H26L25 125V123H26V121L25 120H27L25 117H23L22 118V116H24L23 114H22V116H21V119H24L25 118V120H21V119H19L20 118V116L19 117H17L16 118V116H17V114H21V112H19V109H21V107H22V103H23V107H22V109L24 110L25 108V102H23V101H21L20 103H18L19 102V100H16V99H14V100H16V102L12 99V94H9V93H12L13 92V88L14 87H12V89H11V87H9L8 86V82H9V84H10V82H12L13 81V83L14 82H16V80H15V78H14V76L12 75H10V71H8V73H7ZM187 71V72H186ZM254 71H256V74H254ZM258 71V72H257ZM116 72H117V70H116ZM118 72H117V74H118ZM191 72V71H190ZM241 72V74H240V77H238V74ZM115 73V72H114ZM209 73V72H208ZM112 74H113V72H112ZM116 74V73H115ZM176 75V76H173V75ZM214 74V75H213ZM261 74V75H260ZM2 75V74H1ZM1 75H0V77H1ZM8 75H10L11 77H10V80H8L9 78H8ZM35 75H38V74H34V77H35ZM254 75H256V76H254ZM260 77H259V76ZM199 76H201V75H198L197 77H195V78H197V79H199ZM250 76V77H249ZM262 76V77H261ZM7 77V78H6ZM32 77V78H31ZM29 79H25V83H26V85H24L25 86V88L23 87V84H25L24 82H22L21 81V83H19V87H21L20 85H22V89L24 88V89H27L26 87H29L28 85H31V81H30V84L28 83L27 84V82L29 81V80H32L34 77H33V75L31 76ZM39 77V76H38ZM37 77V78H38ZM43 76H41L40 75V77L38 78V80L37 81H35L37 78H35L34 80H33V82L35 81V82H37V83H40V78H42ZM176 77H178V78H176ZM13 80H12V79ZM151 78V77H150ZM183 78H184V80H183ZM187 78V79H186ZM214 78V77H213ZM226 78V79H225ZM263 78V79H262ZM40 79V80H39ZM43 79V78H42ZM178 79V80H177ZM180 79H181V81H180ZM214 79H216V78H214ZM224 79V80H223ZM238 79V80H237ZM15 80V81H14ZM26 80H28L27 82H26ZM43 80H45V79H43ZM229 80H230V82H229ZM249 80L250 79H246L245 81V83H244V85L245 86H247L248 84H250L249 83ZM261 80L260 81H258L257 82V80H256V83H260V84H257L258 86H260L259 88H262V86L264 85V81L261 83ZM23 81H24V79H23ZM179 81V82H178ZM183 81V82H182ZM216 81H218L217 79H216ZM221 81H223V82H221ZM247 81H248V83H247ZM34 82V83H35ZM42 82V81H41ZM45 82L46 81H44V82H42L44 85L43 86H45L46 84H45ZM79 82V84H77ZM32 84V86L34 87V85H35V87H36V84L37 83H35V84ZM41 83V84H42ZM81 83V84H80ZM191 83V82H190ZM231 85H230V84ZM236 82H234V84H235ZM12 84V83H11ZM40 84V85H41ZM226 84H227V86H226ZM237 84L238 86H236L237 88H239V87H241L240 85L242 84ZM247 84V85H246ZM261 84H262V86H261ZM13 86H14V84H12ZM12 85H10V86H12ZM15 85H16V83H15ZM38 86L37 87H39L40 85L39 84H37ZM78 88H82V87H84V85H85V83H84V81L82 82L80 79H78L77 81H76V84H75ZM243 85V84H242ZM42 86V85H41ZM40 86V87H41ZM235 86V85H234ZM11 89V91H10V89ZM227 87V88H226ZM243 87V89H245L244 88V86H242ZM30 88H31V86H30ZM8 89H9V91H8ZM231 89H233L232 88V86H231V88H230V91H231ZM242 89V88H241ZM240 89V90H241ZM242 89V90H243ZM262 89H264V88H262ZM6 90L8 91V92H6ZM242 90H241V92H242ZM233 91V92H232ZM231 92H229V90H227V92H226V94L229 96L228 98H229V102H230V104H231V106H232V111L234 112V110H235V112H234V115L237 113V114H241L242 112H241V109L243 108V106H242V103L244 104V111H245V109L247 110V111H245V112H247L248 114H245V113H242V115H244L245 114V116H247L246 117V119H245V121H247L248 120V118L250 117V115H251V113H250V109H251V107H248V106H246V104H245V102H241V101H239L240 102V104H239V102H238V106H237V104L236 105H234V108H233V102H232V99L231 98H233V100H234V96L233 95H235L236 96V90L234 91V89L232 90ZM237 91H238V89H237ZM113 92V91H112ZM111 92V93H112ZM239 92V91H238ZM237 92V93H238ZM231 93H233L232 94V96L230 95ZM8 94V96H6V95ZM11 95V97H9ZM2 96H3V98H2ZM6 97V98H5ZM8 97V98H7ZM119 97V99H120V102L122 103V104H124L125 102H126V99H127V94L123 91L122 93H121V95H119L118 96ZM237 98V97H236ZM6 99V100H5ZM9 99V100H8ZM10 99H12L11 101H10ZM118 99V100H119ZM202 99V98H201ZM206 99V98H205ZM204 98H203V100H205ZM3 100V101H2ZM7 100L8 101H10V102H8L7 103ZM203 100H200L201 102L200 103H202V101ZM2 101V102H1ZM13 101H14V104H13ZM6 103V104H4V103ZM206 102V101H205ZM4 105H3V104ZM25 103V104H24ZM16 104V105H15ZM17 104L19 105H21V107H19V106H17ZM3 105V106H2ZM242 106V108L240 109V112H238L239 110L237 109L238 107L240 108V106ZM16 106H17V108L19 107V109H16ZM36 107V106H35ZM45 108V107H44ZM43 107H39V109H43L44 111L46 110V108L44 109ZM20 110V111H22L23 112V110ZM234 109V110H233ZM236 109H237V112H236ZM37 110H38V108H37ZM43 110H41L40 111V114H41V112L43 111ZM250 110V111H249ZM17 111L19 112V113H17ZM39 111V110H38ZM37 111V113H39ZM120 111H122V110H120ZM242 111H243V109H242ZM33 112H35V114L34 115H36V111H33ZM55 112V111H54ZM17 113V114H16ZM118 113V112H117ZM59 114H62L63 115V117H61V115L59 116ZM236 114V115H237ZM16 115V116H15ZM36 115V116H37ZM113 115H118L119 117H120V115L121 114H116V113H113ZM249 116V117H248ZM114 117H117V116H114ZM119 117H118V120H119ZM35 118L36 119H38V120H40L41 122H43L44 121V123H41L40 121H36L35 120ZM64 118V119H63ZM251 119H252V117H250ZM249 118V119H250ZM47 119V120H46ZM240 122H241V120L239 119V118H237ZM250 119V120H251ZM34 120V121H33ZM57 120H59V121H57ZM235 121V123H234V121ZM237 120V121H238ZM249 120V121H250ZM25 121V122H24ZM37 123H36V122ZM63 121V122H62ZM83 121H85V122H83ZM89 121V122H88ZM97 123H96V122ZM236 121V118H234V119H232V121L230 122L231 124H235L234 125V127L236 128L237 126H238V124L237 123H239V122H237ZM243 122H244V119L242 120ZM62 122V123H61ZM66 122V123H65ZM107 122H110V118L108 119V121ZM39 123V124H38ZM22 124H24V125H22ZM34 124H36V126L34 125ZM60 124H62L63 125V127L65 126V124L68 126H66L64 129H63V127H62V125L60 126ZM72 124V123H71ZM95 124V125H94ZM97 124V125H96ZM198 124H199V122H198ZM236 124H237V126H236ZM240 124V123H239ZM242 124V123H241ZM32 125H34V127L32 128ZM79 125L81 126V127H79ZM92 125V126H91ZM21 127V128H19V127ZM76 126H77V128H76ZM24 127V129H22ZM79 127V128H78ZM88 127H90V128H88ZM26 128V129H25ZM28 128H31V130L33 129L34 130V133L33 132H31L30 133V131L31 130H29ZM144 128H146V126L144 127ZM144 128H142L144 131H145V133H146V129L148 128H146V129H144ZM19 129V130H18ZM22 129V130H21ZM66 129V133H68L69 134V136H65L66 134H65V132H64V130ZM68 129V130H67ZM89 129V130H88ZM140 130L141 132L143 131V130ZM21 130V131H20ZM24 130V131H23ZM26 130V131H25ZM32 130V131H33ZM5 131V132H4ZM19 131V132H18ZM70 133H69V132ZM86 131V132H85ZM89 131V132H88ZM143 131V132H144ZM28 133V135L27 134H24V133ZM73 132V133H72ZM79 132V133H78ZM142 132V133H143ZM1 133H0V135H1ZM23 133V134H22ZM237 133V132H236ZM34 136H33V135ZM8 135V136H7ZM36 135V136H35ZM63 135V136H62ZM21 136V138H22V140L20 139V141H19V139L18 138H16V142L17 141H19L20 143H22L23 142V137ZM71 136V137H72ZM75 136V138L76 139H78V137L79 136H77L76 137ZM86 136H88V135H86ZM90 136V135H89ZM19 137V136H18ZM37 137V138H36ZM70 137V138H71ZM12 138H14V139H12ZM20 138V137H19ZM74 138V137H73ZM81 137H79V139H80ZM82 138H84V137H82ZM81 138V139H82ZM85 138H89V137H85ZM26 139H24V140H26ZM42 139H44L45 141H47V143H45V141H43L42 142ZM1 141V139H0V141H1V144H2V142H3V146H4V144H6V141H5V143H4V141ZM9 141L10 142H12V143H9ZM27 141V140H26ZM29 141V140H28ZM32 140H30V142H31ZM239 141V142H238ZM19 142H17L18 144H20ZM30 142H29V144H30ZM35 142V143H36ZM48 142H49V144H48ZM121 142V141H120ZM236 142L239 144L240 143V139H237L236 140ZM262 143L264 142V140L263 141H261ZM261 142H259V143H257V145H256V147H257V149H255L254 148V151H256V153H255V155H254V152H252L250 155H248V156H246V158L244 159V157H241L240 158V166L242 167V169H243V171H241L240 173L242 174V175H246V176H248V177H251L252 175H253V173H256V171L254 172V170H253V168H254V166L256 167L257 165H264V164H260V163H264V148H262L261 146L264 144H262ZM17 143H16V145H17ZM34 143V142H33ZM32 143V144H33ZM55 143V144H54ZM22 144H24V143H22ZM22 144H20V146H21V148H20V146H16V148L19 150V148H20V150L19 151H17V150H15V147H13V144L11 145L12 147H13V149H11V151L12 150H15V152L13 151L12 153L14 154H16L17 152H19L18 154H17V156L20 154V152L24 155V152L25 151H23L25 148H27L26 146L24 147V149L22 148ZM236 144V143H235ZM234 144V145H235ZM238 144L237 145H235L236 147H238ZM170 145H171V142H170ZM261 145V146H260ZM2 146V145H1ZM1 146H0V148H1ZM2 146V147H3ZM124 146V145H123ZM122 146V147H123ZM19 147V148H18ZM260 147V148H259ZM263 147H264V145H263ZM8 149L9 150V146L8 147H6V145H5V147H3V148H1L2 150L3 149ZM124 148L125 147H123V150H124ZM0 149V155H1V157L3 156V154L4 153H1V150ZM23 149V150H22ZM122 149V148H121ZM25 150H27V149H25ZM126 150V149H125ZM10 151V150H9ZM9 151H7V153L11 156L12 154H10V152ZM23 151V152H22ZM260 151V152H259ZM261 151H263V152H261ZM3 152V151H2ZM5 152V151H4ZM128 152V151H127ZM126 152V153H127ZM136 151H133V152H128L130 155H131V153H132V155L131 156H129V154H128V156L131 158V159H138V157L137 156H139L140 155V153L139 152H136ZM6 152H5V154H7ZM27 153H28V151H27ZM26 153V154H27ZM134 153V154H133ZM262 153V154H261ZM14 154V155H15ZM253 154V155H252ZM261 155V157H258V156H260ZM9 155L7 156H5V157H8L9 159L10 158H12V157H9ZM13 155V156H14ZM21 155V154H20ZM23 155H21V156H23ZM28 155V154H27ZM26 155V156H27ZM263 155V156H262ZM16 156V155H15ZM14 156V159H11L10 161H13L12 162V164L14 163V166L13 165H11V167H15V169L13 170L9 165H10V162H9V160H7L8 162H9V164H6V158H4L3 157V159L6 161V162H3V164L5 163L6 165H4L5 166V168H6V166L8 165L9 167H10V169H12L11 171L13 172V171H15L16 170V168H17V171H18V169H19V173L20 174H23L22 176L24 177L25 175L26 176H28V175H30V173H27V172H25V175H24V172L23 171H21L20 172V169L21 170H23L24 168H23V166H22V160L19 158V157H15ZM25 155L23 156V157H26ZM135 156L137 157V158H135ZM23 157H22V159H23ZM129 157H127V159H130ZM133 157V158H132ZM248 157H249V159H248ZM254 157L255 158H257V159H255L254 160V162H253V165H250V164H252V159H254ZM7 158V159H8ZM16 158V159H15ZM19 158V160H17ZM30 161H31V156L29 157V155H28V157H27ZM243 158V160H241ZM26 159V158H25ZM251 159V160H250ZM261 159H263L262 161H261ZM0 160H1V158H0ZM4 160H2V161H4ZM18 162H17V161ZM24 160V159H23ZM29 160H24V162H23V164H24V166H26L28 163L27 162H30ZM20 161H21V163H20ZM242 161H243V163H245V165L242 163ZM260 161V162H259ZM19 163L18 165H20L21 164V166H19L18 167V165H16V163ZM251 162V163H250ZM256 162V164H254ZM16 165V166H15ZM247 165L249 166V168L247 167ZM244 166H245V168H247V172L244 170L245 168H244ZM252 166V167H251ZM21 167V168H20ZM7 169H8V167H7ZM241 169V170H242ZM250 171H249V170ZM25 170V169H24ZM6 172H7V174H9L10 173V175H7V176H9L10 178V180L14 183V185L15 184H17V183H15V182H19L17 185V187L19 188V184H21L23 181H24V179H26L27 181H28V177H30V176H28L27 178H23V179H21L22 180V182L20 181V179H18L17 178V176L19 177V174H18V172H16L17 173V175H16V177H15V175L14 176H12V177H14L13 179L14 180H16V178L18 179V181L16 180V181H14L12 178H11V175H13V174H11V172H10V170L8 169V170H6ZM252 172V173H251ZM5 173V172H4ZM28 175H27V174ZM247 173H250L251 174V176H249V174H247ZM22 176L21 177H19V178H22ZM33 178L31 177V179H29V184H27L28 182H25V183H23V185H22V187L24 186V187H26V184H27V187L26 188H28V186L31 188V185L32 184H34L35 185V183H34V180H33V183L30 181V180H32ZM235 181V188L234 189H232V191H231V194H230V196L232 197V199H233V201H234V199H235V202L234 203H236V205H238V209H239V207L241 208V206L240 205H242V207L243 206H245V207H243V210L241 209V211H240V209H239V215L241 216V217H238V216H235V217H229V220H226L227 218H225L224 220H226L227 222H228V224H226L227 222H225V226H224V228H222V224H218L217 225V227L216 226H214L215 228L214 229H211L213 226H209V228H202L201 226L204 224V222L202 221V220H200V213L199 212H193L192 211V213H191V210H187L188 211V213L189 214H187V216H189V219L191 220V222H189L188 221V218H186V221H187V225L186 226H188V227H186L185 229H182V231H184V230H186L187 229V235H188V233L190 234V235H192L193 236V233L194 234H196L195 233V230L196 231H198V230H200L199 231V233L200 232H202L203 231V233H202V235H200V234H196L195 236H194V238L196 237V239L198 240V241H196L195 243H193V244H195L194 246H195V248H192V245H190V247L192 248H189V247H187V248H189V249H191L190 251H188L185 247L183 248L185 251H188V252H183L184 250H182V251H180V250H178V248H173V249H175L174 251H176V253L174 252V254H176L177 256H178V258H177V256H175V255H172V252H171V249L169 250V253L172 255V256H165L166 258H167V261H168V258H169V261L167 262L166 261V258H165V260H161L160 259V261H161V263H160V261L159 260H157V261H159L158 263L159 264H180L181 262H183V263H181V264H264V194H262L261 195V198H259V196L260 195H258V194H253V193H250L251 194V197L249 196V193H245V192H243V191H241L242 190V185L240 184V181H239V179H237L236 180V178L234 179ZM237 181H239V182H237ZM30 182H31V184H30ZM239 184V185H238ZM33 185V186H34ZM188 185V184H187ZM236 185H238V187L236 186ZM15 187H16V185H15ZM22 187H20L21 189H22ZM23 187V188H24ZM191 187L192 188H194V189H192V188H190V184H189V188L191 189H189L188 187V190H190L189 191V193L187 192V188L185 187V194L187 193L190 197H191V195L193 194L192 192H194L195 193V191H196V186L194 185H192L191 184ZM237 187V188H236ZM26 188L25 189H23V190H26ZM235 189H237V191L238 192H236L235 191ZM244 189V188H243ZM176 189H174V191H175ZM16 191H18V190H16ZM19 191H22V190H20L19 189ZM241 191V192H240ZM245 191H247L248 192V190H245ZM236 192V193H235ZM182 193H184V192H182ZM186 194V195H187ZM237 194V195H236ZM238 194H239V198H240V200H241V202H240V200L239 199H237L238 198ZM241 194V195H240ZM247 194V195H246ZM182 195V194H181ZM234 195V196H233ZM242 196V197H241ZM255 196V197H254ZM258 196V197H257ZM250 197V198H249ZM254 197V198H253ZM242 198V199H241ZM263 198V199H262ZM185 200L183 201V203H187L188 202V204L189 205H193V206H186V208L187 209H189L190 207H194V203H192V204H190L189 203V201H191V202H193L192 200H190V199H188V197L187 198H184ZM188 201H187V200ZM244 199V200H243ZM183 200V199H182ZM181 200V201H182ZM246 201V202H245ZM175 204L177 203V201H175L174 202ZM240 203V204H239ZM174 204V205H175ZM178 204V203H177ZM176 204V205H177ZM180 205H182V204H180ZM195 206H196V204H195ZM197 209V208H196ZM196 211H198V210H196ZM191 213V214H190ZM195 213V216H196V214H198L200 217H199V221H196L197 219H196V217H198V216H194L193 214ZM247 213V214H246ZM245 214V216L243 217V215ZM193 215V216H192ZM191 217H194L195 219H191ZM238 217V218H237ZM230 218L231 219H233V218H235V219H233V220H230ZM117 219H118V221L119 220H121V219H119V217H117ZM123 220V219H122ZM196 222H195V221ZM224 220H223V222H224ZM192 221H194V222H192ZM202 221V222H201ZM188 222L190 223V224H194L193 226L192 225H188ZM138 224H134V225H127V227L126 228H128V229H125L126 230V232L123 234V235H125V238L126 237H128V236H130V238L128 237V239H125L124 240V245L123 244H121V245H118V246H115V247H112L111 249L110 248H108L107 249V251H106V249L104 250V249H99V251L100 252H97V254L94 256V257H92V258H90V259H85L84 260V262H82V263H84V264H93V262H96V264H98V262H99V264H102V262L100 263V261H103L104 262V260L106 261H108V263L107 262H105L104 264H114V262H115V264H129L130 262L131 263H133V264H135V262H136V264H141V259H140V257L138 258V256H141V255H143L142 253L143 252H140V251H142V248H143V245H144V249H143V251L145 250V247H146V245L148 244V245H150V246H152V245H156V247L153 249V250H155V251H157L158 249V247H157V245H159L158 244V242L156 243V241H158V239H155V238H157V236L156 235H154V233H153V231L151 230V229H146V228H149L148 226H146L145 225V227H143L142 228V226L141 225H138V226H140V227H138L137 226ZM192 226V227H191ZM218 226H220L219 228H218ZM179 227V226H178ZM191 229H190V228ZM195 228L196 227V229H193V231H192V228ZM200 227V228H199ZM204 227H206V224L204 225ZM151 228V227H150ZM180 228V227H179ZM197 228H199V229H197ZM149 230V231H148ZM180 230V229H179ZM178 230V231H179ZM192 231V233H191V231ZM181 231V230H180ZM189 231V232H188ZM129 232H131V234L129 233ZM177 233V232H176ZM184 233L186 234V231H184ZM175 234V233H174ZM183 234V233H182ZM135 236V237H132V236ZM153 235V236H152ZM198 235V236H197ZM201 237H200V236ZM137 236V237H136ZM143 238V243H141V240L139 239V238ZM200 239H199V238ZM134 239H137V240H134ZM148 239V240H147ZM130 240H132V244L133 245H129V242H131ZM135 242H134V241ZM144 240H147V242L146 241H144ZM152 240V241H151ZM87 241L88 240H86V241H82V245L79 247V248H75V247H73V249L71 250L70 248L68 249L67 247H64V249L63 248H60V246H58L59 248H60V251H59V249H58V247H53L52 249H51V251H52V255H49L50 253L49 252H51V251H49L48 253H47V255L48 256H45L44 258L45 259H47V260H52V261H48V263L43 259L42 261H38L39 263L38 264H49V263H51V264H53V262L54 261H56V263H58L59 264V258H61V257H63L64 255L66 256V252L64 251V250H69L67 253H68V255L70 254L71 256H69V257H71V259H74L75 258V256H84V257H86L87 255L84 253V251L86 250V249H88L89 250V252H90V248H91V250H94L93 249V245H91V247H90V245L87 243ZM125 241H127V243L125 242ZM140 241V242H139ZM84 242H86V243H84ZM89 243H91V241H88ZM134 242V243H133ZM147 243L146 245H145V243ZM152 242H153V244H152ZM137 243V244H136ZM140 243V244H139ZM91 244H93V243H91ZM125 244H126V246H125ZM129 245V246H128ZM138 245V246H137ZM142 245V246H141ZM83 246V247H82ZM95 246V245H94ZM121 246V247H120ZM122 246H123V248H122ZM131 246V247H130ZM136 246V247H135ZM141 246V247H140ZM24 247H26V246H24ZM23 247V249L21 250L20 249V251H22V253L23 254H25L26 252H28L27 254H29V251L27 250V249H25ZM125 247H127V249H129V247L131 248V249H129V250H126L125 251ZM132 247H135V248H132ZM139 247V248H138ZM153 247V246H152ZM27 248V247H26ZM57 248V249H56ZM81 248V249H80ZM113 248H115V249H113ZM120 249V251L118 250V249ZM26 251H25V250ZM54 249H55V251H54ZM61 249H63V250H61ZM135 249V250H134ZM140 249V251H138ZM58 250V251H57ZM88 250H86V251H88ZM105 252H104V251ZM113 250V251H112ZM117 250V251H116ZM134 250V251H133ZM160 250V249H159ZM159 250L157 251L158 253H159ZM19 251V253H21ZM54 251V252H53ZM57 251V252H56ZM62 251V252H61ZM70 251H72V252H70ZM85 251V252H86ZM125 251V252H124ZM139 252L140 253V255L139 254H137V252ZM70 252V253H69ZM77 252V253H76ZM80 252H82V254H84V255H82ZM88 252V253H89ZM128 252V253H127ZM136 252V253H135ZM184 253V255L182 256V254ZM21 253V255H20V257H22L23 256V254ZM65 253V254H64ZM87 253V252H86ZM87 253V254H88ZM101 253V254H100ZM105 253V254H104ZM156 253V252H155ZM168 253V252H167ZM178 253L180 254V256H182V257H180L179 255H178ZM192 253H194V254H196V256L194 255V257H193V255H192ZM54 254V255H53ZM75 254H77V255H75ZM104 254V255H103ZM189 254H191V256L189 255ZM198 254V255H197ZM73 255V256H72ZM138 255V256H137ZM161 255H162V253H161ZM186 255V256H185ZM190 256L191 257V259H188L187 258V256ZM24 256H26L24 259H23V257ZM23 257H22V259L20 260L21 261V264H23V263H25V261L24 260H26L27 261V259H28V262H29V264H31L30 263V260H29V258H28V256L27 255H24ZM97 256V257H96ZM98 256H99V258H98ZM104 256H106V258L104 257ZM134 256V258H132ZM47 257V258H46ZM48 257H49V259H48ZM67 258H68V256H66ZM66 257H63L62 259L63 260H65V259H67ZM73 257V258H72ZM83 257V258H84ZM95 257H96V259H95ZM108 257H109V259H108ZM136 257V258H135ZM144 257V256H143ZM170 257H174L173 259H171V261H170ZM189 257V258H190ZM52 258V259H51ZM138 258V260L140 259V261H137L136 259ZM142 258V257H141ZM183 258H185L184 260H183ZM187 258V259H186ZM62 259H60V262L62 261V263H63V260ZM100 259H103V260H100ZM143 259V258H142ZM68 260H69V258H68ZM87 260V261H86ZM98 260V261H97ZM111 260V261H110ZM114 262H113V261ZM116 260V261H115ZM172 260H174L175 262H173ZM177 260H179L178 262H177ZM183 260V261H182ZM187 260H188V262H187ZM66 261V260H65ZM65 261H64V263L63 264H67V263H65ZM71 261V260H70ZM70 261H69V263L68 264H70ZM133 261V262H132ZM156 261V262H157ZM162 261H166V262H162ZM23 262V263H22ZM45 262V263H44ZM55 263V262H54ZM61 263V264H62ZM130 263V264H131ZM25 264H28L27 262L25 263ZM95 264V263H94Z\"/></svg>", "mask_w": 264, "mask_h": 264}]
</instances>
